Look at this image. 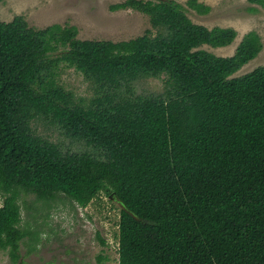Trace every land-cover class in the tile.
<instances>
[{"label":"trees","instance_id":"1","mask_svg":"<svg viewBox=\"0 0 264 264\" xmlns=\"http://www.w3.org/2000/svg\"><path fill=\"white\" fill-rule=\"evenodd\" d=\"M112 8L147 14L152 29L114 42L0 20V248L20 264L19 188L83 207L104 192L120 207L119 264H264V66L233 76L262 50L260 35L219 56L202 46H229L237 30L197 24L176 0ZM61 64L94 86L89 104L59 82ZM162 76V92L136 90ZM37 120L83 149L39 136Z\"/></svg>","mask_w":264,"mask_h":264},{"label":"rangeland","instance_id":"2","mask_svg":"<svg viewBox=\"0 0 264 264\" xmlns=\"http://www.w3.org/2000/svg\"><path fill=\"white\" fill-rule=\"evenodd\" d=\"M126 0H0V20L9 22L23 16L30 26L44 28L54 23L78 28L77 37L85 40L119 42L136 38L152 29L150 17L132 8L114 10ZM197 24L209 28L232 27L237 30L234 42L226 47L203 45L202 48L219 56H231L250 31H256L263 43L259 54L233 76H240L264 66V7L248 0H199L209 5L210 12L199 14L187 4L176 0ZM256 7L257 10H251ZM59 82L77 101L89 104L95 96L94 86L73 67L61 64ZM164 76L143 78L136 83L142 94L164 90ZM35 133L64 150L77 151L83 145L67 137L61 130L44 120L33 123ZM102 192L87 206H79L69 196L58 193L53 199L42 200L34 193L18 189L22 221L26 236L20 242V264H119V238L116 228L120 207L107 200ZM108 197V196H107ZM3 198L0 197V203ZM99 236L105 239L102 244ZM7 250L0 248V264H12Z\"/></svg>","mask_w":264,"mask_h":264},{"label":"built area","instance_id":"3","mask_svg":"<svg viewBox=\"0 0 264 264\" xmlns=\"http://www.w3.org/2000/svg\"><path fill=\"white\" fill-rule=\"evenodd\" d=\"M105 198H107V197H105ZM107 200H108V198H107ZM2 206V203H0V207ZM119 221H120V213H119V220H118V225H117V228H116V233H117V235H118V238H119Z\"/></svg>","mask_w":264,"mask_h":264},{"label":"clouds","instance_id":"4","mask_svg":"<svg viewBox=\"0 0 264 264\" xmlns=\"http://www.w3.org/2000/svg\"><path fill=\"white\" fill-rule=\"evenodd\" d=\"M83 207V206H82Z\"/></svg>","mask_w":264,"mask_h":264}]
</instances>
